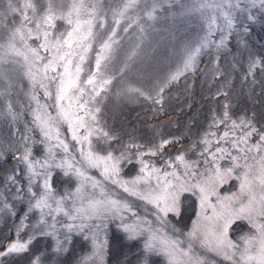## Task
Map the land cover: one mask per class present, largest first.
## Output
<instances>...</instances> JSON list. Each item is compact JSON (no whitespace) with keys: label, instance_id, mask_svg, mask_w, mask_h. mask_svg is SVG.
Returning <instances> with one entry per match:
<instances>
[{"label":"snow or ice","instance_id":"obj_1","mask_svg":"<svg viewBox=\"0 0 264 264\" xmlns=\"http://www.w3.org/2000/svg\"><path fill=\"white\" fill-rule=\"evenodd\" d=\"M165 18L182 27L152 43ZM254 24L264 0H20L0 12V264H109L113 224L137 245L116 264H264ZM201 76L207 109L179 135L116 124L121 102L159 114L172 88Z\"/></svg>","mask_w":264,"mask_h":264},{"label":"rangeland","instance_id":"obj_2","mask_svg":"<svg viewBox=\"0 0 264 264\" xmlns=\"http://www.w3.org/2000/svg\"><path fill=\"white\" fill-rule=\"evenodd\" d=\"M4 6H5V3L3 2V0H0V9L1 8H4ZM14 20V19H13ZM13 20H9V24H10V22L12 23L13 22ZM255 25L256 24H254V25H252L251 26V30H250V33L252 32V28H255ZM250 36V35H249ZM258 38V37H257ZM247 40H248V44H249V46L251 47V49L257 54V55H264V38L263 39H260V41L258 42L257 40H256V38H252L251 39V41H250V38L249 37H247ZM230 42H231V39H230ZM230 42H229V48H230ZM227 57V56H226ZM11 60H12V57H9V62L8 63H6L5 65H4V67H6V68H11L12 66V64H11ZM7 86V82L6 81H4V80H0V87H6ZM16 89H18V87L17 86H14V89H13V99H15L16 98ZM19 90V89H18ZM141 103H142V105H148V104H150V103H146V102H144V101H140ZM135 105H136V103H127V108L129 109V110H132L134 107H135ZM121 108H123V102H121V106H120V109ZM148 135H151V133H147ZM94 175H98L97 173H93ZM182 199H184L185 200V207H186V209L188 208V206H187V200L188 199H192V200H194V197H190V194H188V193H185L184 194V197H182ZM188 210V212L190 211V209H187ZM185 218H187V216L185 217ZM6 231V230H5ZM116 231V232H115ZM117 232H119L118 231V229L116 228V227H111L110 226V228H109V232H108V238H109V244L111 245V247H112V251H111V249L109 248V255H108V260L109 259H111L113 256H115L114 257V259L112 260V261H110L109 260V264H116V261H122V260H124L125 259V256H127L128 257V259L130 260V258H129V255L126 253V255H125V253L124 252H126L125 251V249H128V245H130L128 242H127V240H124V241H126V242H124V241H121V240H123V238H121V236H119V239H118V233ZM116 242H119V245L122 247V249L121 248H119V247H115V246H113V245H115L116 244ZM127 243V244H126ZM131 243H135V242H131ZM131 246V245H130ZM37 247H42V242H38V244H37ZM87 246H85V248H86ZM130 248L131 247H129V249H128V252L130 253ZM156 259L159 261V257H156ZM209 259H215L214 257H209Z\"/></svg>","mask_w":264,"mask_h":264},{"label":"bare ground","instance_id":"obj_3","mask_svg":"<svg viewBox=\"0 0 264 264\" xmlns=\"http://www.w3.org/2000/svg\"><path fill=\"white\" fill-rule=\"evenodd\" d=\"M256 92H260L259 86L256 87Z\"/></svg>","mask_w":264,"mask_h":264}]
</instances>
